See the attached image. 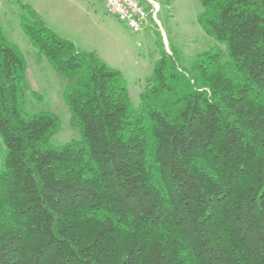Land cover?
<instances>
[{"label":"trees","instance_id":"1","mask_svg":"<svg viewBox=\"0 0 264 264\" xmlns=\"http://www.w3.org/2000/svg\"><path fill=\"white\" fill-rule=\"evenodd\" d=\"M215 44L121 74L34 13L23 29L70 81L80 140L24 112L26 65L0 31V264H264V0H200Z\"/></svg>","mask_w":264,"mask_h":264},{"label":"rangeland","instance_id":"2","mask_svg":"<svg viewBox=\"0 0 264 264\" xmlns=\"http://www.w3.org/2000/svg\"><path fill=\"white\" fill-rule=\"evenodd\" d=\"M157 4L156 21L149 14L137 34L110 13L102 0H0V31L21 54L25 65L24 112L47 111L56 115L60 128L51 139L54 145L80 140V131L70 123L63 98L69 79L38 53L24 32L23 24L33 22L32 13L56 36L78 50L93 52L126 82L129 99L139 105V94L152 75L162 54L176 59L180 67L208 51L215 41L200 27V0H152ZM142 4L148 11L151 5ZM4 157L0 141V169Z\"/></svg>","mask_w":264,"mask_h":264},{"label":"built area","instance_id":"3","mask_svg":"<svg viewBox=\"0 0 264 264\" xmlns=\"http://www.w3.org/2000/svg\"><path fill=\"white\" fill-rule=\"evenodd\" d=\"M108 11L114 14L119 21L125 24L127 29L137 34L147 23V18L151 14L156 21L157 4L152 0H102ZM142 1L151 5L147 11Z\"/></svg>","mask_w":264,"mask_h":264}]
</instances>
